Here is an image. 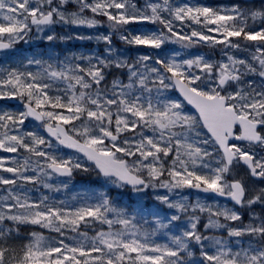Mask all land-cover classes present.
Masks as SVG:
<instances>
[{
  "label": "snow or ice",
  "instance_id": "snow-or-ice-1",
  "mask_svg": "<svg viewBox=\"0 0 264 264\" xmlns=\"http://www.w3.org/2000/svg\"><path fill=\"white\" fill-rule=\"evenodd\" d=\"M34 40L0 66V264H264V2L0 0V51Z\"/></svg>",
  "mask_w": 264,
  "mask_h": 264
},
{
  "label": "rangeland",
  "instance_id": "rangeland-1",
  "mask_svg": "<svg viewBox=\"0 0 264 264\" xmlns=\"http://www.w3.org/2000/svg\"><path fill=\"white\" fill-rule=\"evenodd\" d=\"M205 3H210V4H213V5L217 4V2L215 0H213L211 2L209 0H206ZM230 3H232V2H229V4ZM223 4H227V3L223 2ZM34 41L35 42L48 43V42L40 41V40H34ZM69 42L70 43L79 42L81 45H85L84 43H87L86 44L87 45V49H85V51H87L89 49L98 50V51H101V52L103 51V45L102 44H98L94 40H69ZM21 43H22V46L25 47V48H28L30 46V43L29 44H24L23 42H21ZM65 43L66 42H63V45H65ZM116 43L119 44L118 41ZM120 46L123 47V45H120ZM18 53H20V49L16 47V49L14 51H9V52L0 54V66H5V65H7L9 63H14L17 60L22 59L23 57L20 54H18ZM31 53L39 54L40 52L39 51H33ZM0 101H3V100H0ZM5 102H7V101H5ZM92 177L95 178L94 175ZM83 182L84 181H77L75 184H76V186L79 187L81 184H83ZM71 190L74 191V192L82 191L81 188H74L73 185H72V189ZM122 191L124 192V195L121 197L122 204L123 205H127V206H135L136 200H137V197L135 196V194H132L130 192H125L124 190H122ZM124 196H126V197H124ZM127 197H130V198L128 199ZM142 203L144 204V206L147 205L146 207H148V206L152 205V198L148 197L147 199L143 200Z\"/></svg>",
  "mask_w": 264,
  "mask_h": 264
},
{
  "label": "water",
  "instance_id": "water-1",
  "mask_svg": "<svg viewBox=\"0 0 264 264\" xmlns=\"http://www.w3.org/2000/svg\"><path fill=\"white\" fill-rule=\"evenodd\" d=\"M208 194H211V193H208Z\"/></svg>",
  "mask_w": 264,
  "mask_h": 264
}]
</instances>
